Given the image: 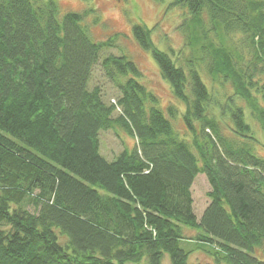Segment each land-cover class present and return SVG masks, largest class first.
I'll return each mask as SVG.
<instances>
[{
	"label": "trees",
	"instance_id": "trees-1",
	"mask_svg": "<svg viewBox=\"0 0 264 264\" xmlns=\"http://www.w3.org/2000/svg\"><path fill=\"white\" fill-rule=\"evenodd\" d=\"M175 7L188 13V57L159 49L148 26L133 32L185 103L191 141L136 62L100 60L121 36L90 37L83 22L96 8L62 14L54 0H0V264H264V0ZM98 64L115 103L90 87ZM215 84L232 95L221 102ZM116 129L137 144L109 160L100 133ZM200 174L211 189L199 221ZM184 226L203 233L188 237ZM185 240L212 261L191 263Z\"/></svg>",
	"mask_w": 264,
	"mask_h": 264
},
{
	"label": "rangeland",
	"instance_id": "rangeland-1",
	"mask_svg": "<svg viewBox=\"0 0 264 264\" xmlns=\"http://www.w3.org/2000/svg\"><path fill=\"white\" fill-rule=\"evenodd\" d=\"M59 6L61 13L69 12H85L90 9H97L96 12H90L85 17L83 24L88 28L89 35L95 41L108 40L116 34H120L121 38L117 42V46L113 48H103L100 60L106 55H126L128 58L136 62L139 68H142L143 79L141 82L150 90L154 91L161 100L160 106L166 109L170 104L175 105L179 110L177 118H172L168 114V118L173 121L175 129L181 136L191 141L192 133L186 127L183 116L186 113L185 103L174 97L172 88L168 80L162 77L157 60L153 56L152 51L144 49L140 46L138 40L134 36V25L148 26L153 29L154 44L161 50L167 51L174 58L188 57L190 53L184 45L186 39L183 31L180 29L187 10L175 7L169 8L172 0H54ZM237 35V38H240ZM186 50L183 52V50ZM179 58V59H180ZM178 60V63H181ZM92 83L90 87L100 86L104 92L105 100L115 103L119 97V91L108 80L98 64L94 69ZM212 86L211 80L203 75ZM92 84V85H91ZM215 95L222 102L226 96L232 95V86L229 84H215ZM229 121V120H228ZM101 154L109 160L117 157V154L125 149L132 150L136 146L135 138L129 133H125L122 129L102 131L101 133ZM211 189L206 175H198L194 181L192 194L194 197L195 213L198 220L202 218L206 207L209 203L207 192ZM28 209L34 212V207L28 205ZM185 235L188 237L196 236L203 233L201 230L189 226H184ZM182 247L190 251V262L205 263L212 261V257L203 251L204 249L197 246V243L185 240ZM206 250L208 246L204 247ZM257 255L264 258L263 249L257 250ZM164 264H171L170 259L166 256ZM201 260V261H200ZM196 261V262H195ZM203 261V262H202ZM220 264V263H219Z\"/></svg>",
	"mask_w": 264,
	"mask_h": 264
}]
</instances>
